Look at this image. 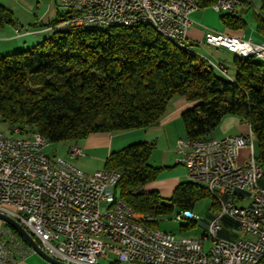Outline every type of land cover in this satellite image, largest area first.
Segmentation results:
<instances>
[{
	"label": "built area",
	"instance_id": "built-area-1",
	"mask_svg": "<svg viewBox=\"0 0 264 264\" xmlns=\"http://www.w3.org/2000/svg\"><path fill=\"white\" fill-rule=\"evenodd\" d=\"M251 0H216V14L233 13ZM61 13L57 27L111 25L154 21V30L186 40L196 0H54ZM204 45L230 48L264 58V42L253 43L226 33L207 32ZM212 69L229 81L225 66ZM248 126V125H247ZM19 133L0 132V214L21 225L52 259L65 264H264V179L254 152V136L214 139L210 144L179 140L176 164L187 179L212 195L216 217H209L200 238L178 241L174 235L150 227L156 218L127 211L116 194L117 171L87 174L72 162L83 157L77 144L67 149L69 163L50 157L49 146L18 142ZM208 135V134H207ZM38 137V136H36ZM248 151L238 163L239 152ZM224 201V210H217ZM191 211H180L174 221H194ZM228 224L234 231L225 228ZM147 226L148 235H138ZM242 235V242H234ZM122 243V250H114ZM208 243V247L205 244ZM34 253L9 227L0 226V264H18Z\"/></svg>",
	"mask_w": 264,
	"mask_h": 264
},
{
	"label": "trees",
	"instance_id": "trees-1",
	"mask_svg": "<svg viewBox=\"0 0 264 264\" xmlns=\"http://www.w3.org/2000/svg\"><path fill=\"white\" fill-rule=\"evenodd\" d=\"M215 1L196 0L199 9ZM260 1L256 30L264 38ZM218 15L229 31L246 26L234 12ZM12 24L11 13L0 6V28ZM232 70L229 81L198 54L164 40L149 26L54 33L29 50L0 55V123L8 125L10 134L18 130L22 137L39 136L50 145L77 144L92 135L154 126L168 102L180 96L197 102L181 115L187 141L203 140L222 119L237 117L254 136V156L263 172L264 64L234 57ZM152 151V144H132L111 153L103 164L102 170L120 174L114 190L132 211L156 218L174 210L191 211L209 197L190 181L180 183L166 199L144 192L163 170L149 164ZM156 224L149 226L157 229Z\"/></svg>",
	"mask_w": 264,
	"mask_h": 264
},
{
	"label": "crops",
	"instance_id": "crops-1",
	"mask_svg": "<svg viewBox=\"0 0 264 264\" xmlns=\"http://www.w3.org/2000/svg\"><path fill=\"white\" fill-rule=\"evenodd\" d=\"M249 4L250 6H248ZM0 6L8 10L13 19L11 26L0 28V55L9 56L16 52L29 50L53 37L52 33L54 32L49 28L51 29L53 23H56L61 13L54 0H0ZM260 8V0H251L249 3L237 6L234 9V15L245 20L246 26L243 30L235 32L227 30L222 25L219 15L210 8L198 9L190 15L191 25L186 30L185 43L190 48L200 47L203 53L196 51L198 55L205 57L212 63H221L226 69L227 66H230V71L234 73L231 64L234 57H236L235 52L230 54V48L216 49L214 46L204 45V35L207 32L226 33L261 44L264 42V38L257 33L255 20V15ZM53 17L55 18L54 22H51ZM46 24L47 26H44ZM228 56L231 58H228ZM262 60L264 62V59ZM227 74L233 80V77L229 75V71H227ZM191 105L192 103L187 102L183 97L175 96L168 102L164 116L154 126L123 133L92 135L86 140L77 142L82 153L90 160L97 162L98 168L100 165L99 169L95 171L88 170L86 173L93 174L102 170L107 157L115 151L136 143H149L153 145L149 164L163 170L153 182L146 184L142 189L146 193L156 192L162 198H170L180 183L189 181L184 168L176 164L178 158L176 144L179 140H186L183 137L185 131L181 115L184 111L190 109ZM246 125L237 117L228 116L222 119L220 125L210 133V136L213 139H221L246 135L248 130ZM66 144L67 146L70 145L69 143ZM52 146L50 145L49 148ZM85 156L76 159V164ZM214 209L215 207L210 205L209 211ZM212 215L213 213L209 217H212ZM207 221L208 216L196 235L182 238H200L205 232ZM187 223L189 224V222ZM2 224L0 221V226ZM18 264L49 263L35 253H31Z\"/></svg>",
	"mask_w": 264,
	"mask_h": 264
},
{
	"label": "rangeland",
	"instance_id": "rangeland-1",
	"mask_svg": "<svg viewBox=\"0 0 264 264\" xmlns=\"http://www.w3.org/2000/svg\"><path fill=\"white\" fill-rule=\"evenodd\" d=\"M54 19L55 18L53 17V21H51V22H54ZM44 26H47V24ZM49 30H50V28H49ZM52 35L54 36V33H52ZM192 48H191V50L195 53H196V51L198 53L199 52L203 53V50L200 47L194 46ZM228 58H231V57L228 56ZM256 60L260 61L262 64L264 63L262 59H256ZM231 66H232V64H231ZM227 71H229V75L234 78V73H232V71H230V66H227ZM191 103H192L191 108L197 104V102H191ZM247 127L248 126L246 125V129H247ZM234 131H235V129H234ZM0 132L4 133L7 136H10L9 127L5 123H0ZM247 134H248V130L246 132V135ZM246 135H240V136H246ZM23 137H30V136H23ZM183 137L185 139V135H183ZM67 149H68V146L66 143L54 144L52 147H50L48 149L47 154L50 157L61 156L64 159H67V155H66ZM253 152H254V155L257 156V143L255 141L253 142ZM247 154H248V151H246V150H241L239 152V159H238L239 164L243 163L247 159ZM83 156H85V155L83 154ZM152 162H153V160H152ZM72 163L73 164L75 163L74 165L85 173L88 170L95 171L96 169L100 168V165L98 168L97 162L90 160L86 156L84 158L80 159L79 163L76 164V161H74ZM263 174H264V171H263ZM210 205H211V198H209V197L202 198L199 201H197L192 208V212H193V215L195 216V220L193 221V223L189 222V224L186 221H183L181 223L175 222L174 217L177 213V211H175V210L172 213H169L166 215H157L156 216L157 230L173 234L178 239L185 237V236H194L200 231V229L202 228V224L205 223V221L207 219V214H208ZM209 215H211V211H209ZM226 225L227 226L225 228H227V230H231V232L234 231L233 226L231 224L226 223ZM240 236L241 235H234V239L237 237L239 238ZM208 245L209 244L206 243L205 247L207 248ZM113 259H115L114 256L107 255L106 260H100L99 263L100 264H110V261H112ZM120 264H128V263H120ZM133 264H136V263H133Z\"/></svg>",
	"mask_w": 264,
	"mask_h": 264
},
{
	"label": "bare ground",
	"instance_id": "bare-ground-1",
	"mask_svg": "<svg viewBox=\"0 0 264 264\" xmlns=\"http://www.w3.org/2000/svg\"><path fill=\"white\" fill-rule=\"evenodd\" d=\"M58 23V22H56ZM138 25H144L149 26L154 29V21H137L136 23H117V24H111V25H87V26H72V27H57L55 30H52L54 33L59 32H68L73 29H84V30H93V31H100L108 28H121V27H134ZM54 27V25L51 26ZM159 35L164 40L179 46L183 49L191 50L189 46L186 45L185 40L181 37L175 36L171 32H159ZM216 47V46H214ZM192 51V50H191ZM193 52V51H192ZM197 54V53H196ZM235 55L239 59H247V58H254V59H264V58H258L255 55L252 54H245L244 52H235ZM203 61L207 63V65L212 69V65L214 63L207 60L205 57L198 55ZM213 70V69H212ZM214 71V70H213ZM216 72V71H215ZM13 133H19L18 130H14ZM18 142L20 143H36V145L39 146H49L50 144L48 141L42 137H36V136H30V137H22L18 134ZM214 139L210 136H204L203 140L193 141L192 143L197 144H210L213 143ZM62 163H69V155H67V159H64L61 157ZM262 177H264V174L261 169ZM209 197L212 199V195H209ZM217 210H224V201H217ZM127 211H132L129 206L127 205ZM212 217H216V211L213 212ZM187 222H193V221H187ZM138 235H148V227L147 226H138ZM189 238H181L178 239V241H188ZM234 242H242V235L238 238L234 239ZM114 250H122V243H114ZM215 264H223V263H215Z\"/></svg>",
	"mask_w": 264,
	"mask_h": 264
},
{
	"label": "water",
	"instance_id": "water-1",
	"mask_svg": "<svg viewBox=\"0 0 264 264\" xmlns=\"http://www.w3.org/2000/svg\"><path fill=\"white\" fill-rule=\"evenodd\" d=\"M0 221L6 225L7 227H9L10 229H12L17 235L18 237L26 244L28 245L32 251L38 255L41 259H43L44 261H46L49 264H65V263H61L59 261H56L54 259H52L51 257H49L42 249L41 247L38 245V243L34 240V238L30 235V233H28L21 225H19L16 221H14L13 219L0 214Z\"/></svg>",
	"mask_w": 264,
	"mask_h": 264
}]
</instances>
